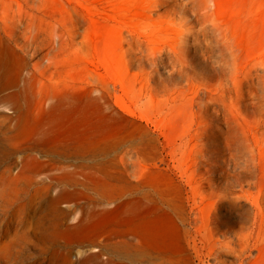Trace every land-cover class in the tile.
I'll list each match as a JSON object with an SVG mask.
<instances>
[{
    "label": "rangeland",
    "instance_id": "obj_1",
    "mask_svg": "<svg viewBox=\"0 0 264 264\" xmlns=\"http://www.w3.org/2000/svg\"><path fill=\"white\" fill-rule=\"evenodd\" d=\"M21 65L25 84L5 87L2 72L16 79ZM0 83V121L10 113L15 127L0 173L19 169L21 146L43 157L28 161L23 192L0 190V264H47L52 248L98 264L86 242H51L34 223V189L52 193L74 163L109 184L125 168L142 181L135 195L153 191L170 221L152 264H264V0H0ZM83 187L65 188L96 198Z\"/></svg>",
    "mask_w": 264,
    "mask_h": 264
},
{
    "label": "bare ground",
    "instance_id": "obj_2",
    "mask_svg": "<svg viewBox=\"0 0 264 264\" xmlns=\"http://www.w3.org/2000/svg\"><path fill=\"white\" fill-rule=\"evenodd\" d=\"M8 46H10V45H8ZM24 70H25V67L23 65H21L20 72H18L19 76H17L16 79H14L13 76L10 75V72H8V71L2 72V76L4 79V80H2V83H4L5 87L8 86L7 88H9V86H12L14 84H18L20 81H22V82L24 81V83H22V85L25 84ZM0 86H1V83H0ZM24 88H26V86L25 87L23 86V89ZM24 90H23V92H24ZM3 92H5V91H3ZM3 92H1V93H3ZM21 92H22V90H21ZM19 94H20V92H19ZM24 94H25V92H24ZM22 95H21V97H22ZM15 96L17 98V95H15ZM23 98H24V96H23ZM17 102H18V99H17ZM16 105H17V103H16ZM19 105H21V103ZM1 106H4V105H1ZM20 111H18V112H20ZM11 113H13V112L11 111ZM8 114L9 115L3 114L4 116L0 121V135L3 137V140H4V142H2L1 140H0V142L3 146V148H5V149H6V145L9 144L8 142L11 139L12 134L9 135L11 133V128L14 127V126L12 127V119H11L12 115L10 116V113H8ZM20 122H21V120H19V124H20ZM17 125H16V127H17ZM21 126H19V127H21ZM18 132H19V130H18ZM13 133H15V132H13ZM19 136H21V134ZM116 139H118V138H116ZM13 140H14V138H13ZM15 142H17V141H15ZM4 143L5 144L7 143V144L5 145ZM16 146H18V144ZM38 146H40V144ZM120 146H121V144H120ZM125 146L123 145L124 148H125ZM21 147H20V149L19 148L17 149L18 153L19 152L21 153V155H20L21 157H20V159H18V162L20 160L19 165H21V166L20 167L17 166V167H19V169H17L16 171H13L12 168H10L9 166L6 165L7 166V167L5 166L6 169L4 168L5 170L0 173V190L2 191V193L7 194V195H18L20 192H23L27 188L25 185L27 184L26 178L28 177L27 176V170H26V169H28L27 168L28 161L30 162L32 160V161L41 162L38 159L39 157H41V155L37 157L35 152L33 151V150L37 151L36 148L33 150L29 149L28 151H30V152H28V151H26V149H27L26 146L24 148H21ZM123 147L121 146L120 148H123ZM28 148H30V147L28 146ZM118 149L119 148L116 146V144L113 146H109V147H99L98 150L94 149L95 151L92 155H98V156L101 155L102 156V155H105L106 153L110 154L111 152H112V154H117L119 152ZM50 150L52 151V149H50ZM66 150H68V149H66ZM77 150H78V148H77ZM46 151L49 152L48 150H46ZM71 151L73 153L72 148H71ZM15 152H16V150H15ZM72 153H70V154H72ZM86 153H81V154H79V156L83 157L82 158L83 160H85L84 158H86L85 162L86 161L87 162L92 161L94 158L91 156H90V158L85 157L84 155ZM120 153H121V151H120ZM63 154H66L65 150H64ZM88 154H90V152ZM2 156L5 157L3 154H2ZM11 156H12V154H11ZM75 156H76V154H75ZM49 157H51V156H49ZM17 158H18V156H17ZM42 158L43 157H41L40 159H42ZM55 158L57 160V157H55ZM44 159H46V158H44ZM59 159L60 158L58 156V160ZM114 159H116V158H114ZM10 160H12V159H10ZM50 160H52V159L50 158ZM53 160H55V159H53ZM120 161L121 160L119 159V163H120ZM12 162H13V160H12ZM61 162L63 163V161H61ZM64 162H65V160H64ZM43 163H45V162H43ZM46 164H48V163H46ZM74 164H69L66 166L62 165V167L60 169H62L63 174L61 175L62 178L59 179V180H61V185L59 186L57 184L58 185L57 187H55V188L52 187L53 188L52 193L49 192L50 187H43L42 186L43 188H41V187L35 188L33 195L31 194L32 195L31 197H33L32 199L30 198L31 200H35V201L37 199L39 200V208L38 209H39L40 215L39 216L36 215V217L34 218V223L38 227L39 232L44 235L43 236L44 238L50 240L51 242L52 241H55V242L64 241V242L70 243V244L74 243V242H76V243L77 242H79V243L86 242L87 244H89L91 246L89 251L93 252L92 254L91 253L87 254V255H89V256H87L88 260L95 259V260H97L98 264H137L135 262L142 260V259L147 260L148 263L152 264L154 259H155L154 253H155V249H156V244H158L157 242H159L161 239H163L165 236H167L166 234H167V232H169V228L167 227L168 228V230H167L166 223L168 221H170L167 218L168 216L165 214L167 212H164L162 215H159L157 213L156 208H155L154 199L152 196L153 191L152 190L151 191L149 190L150 192L147 191V193L144 196L135 195L143 187L142 181L139 177H136V178L134 177V180H132L133 178L131 177L132 179L130 180V182H128V179H127L128 177L126 178V174H125L126 171L124 170L125 168L124 169L118 168V170H119L118 180L120 181V183L109 184V183H105V182H102L99 180L93 181L94 179L96 180V179H99L100 177L98 178L93 173V171L88 166H86L87 164L85 165V167L84 166L79 167L78 165H74ZM11 165H12V163H11ZM13 165H14V163H13ZM40 165H45V164L40 163ZM40 165H39L40 168L44 167V166L41 167ZM81 165H82V163H81ZM67 166H72L74 168L72 170H66L65 167H67ZM30 169L32 170V167ZM32 171L34 172L35 169H33ZM54 171H55V169H54ZM13 172H16V173H13ZM57 172L59 173L58 170H57ZM39 173L40 172L38 170L35 171L34 176L38 175ZM44 173H45V171H44ZM51 173H52V171H51ZM43 175H45V177H48L47 173L43 174ZM42 179H43V177H42ZM46 181H47V179H46ZM70 181L74 187L82 185V186H84L83 187V189H84L86 186L90 185L91 188L92 187L96 188V191H93L97 195V196H95L96 198L95 199L91 198L92 197L91 194L89 197V194H88L89 192L85 194L84 193L85 191L84 192H81L78 190H73L71 192L68 191L69 189L67 190V188H65V187L68 185V182H70ZM56 182L58 183V180ZM34 184H32V185H34ZM51 184H52V182H51ZM55 184H54V186H55ZM52 185H50V186H52ZM148 188H151V187H148ZM75 189H77V188H75ZM29 190H27V191H29ZM142 191H143V189H142ZM142 194H143V192H141V195ZM24 198H25V196H24ZM38 200H37V203H38ZM72 201L76 202V208L73 211L67 210L63 207V205L68 206ZM79 201H87L88 205L86 202H85L86 204H83V203L78 204ZM37 205H35V206H37ZM21 207H22V204H21ZM114 239H116L119 242L120 241H128V243H130L132 241H135V242L132 243L134 245L132 247V250H126L125 253L121 254V257L119 256L117 258L115 256L117 259H112L111 257H109L110 255L109 256L105 255L104 250H106V249H105L103 244H104V242H109V241H112ZM96 241H99L101 244H97ZM60 243H59V246L61 245ZM123 243H125V242H123ZM74 244H72V245H74ZM114 244H116V243H114ZM7 245H8L7 241L4 242V241L0 240V255L6 250L5 248ZM62 245H63V243H62ZM81 245H83V244H81ZM45 249H46V247H41V250H45ZM48 251H47V253H48ZM86 252H85V254H86ZM45 254H46V252H45ZM83 254H84V251H83ZM83 254H80V256L84 257ZM45 257L43 258L44 260H45ZM47 264H74V262H73V259H72L70 253H68V252L62 253V252L52 248V250L49 251V255L47 258Z\"/></svg>",
    "mask_w": 264,
    "mask_h": 264
}]
</instances>
